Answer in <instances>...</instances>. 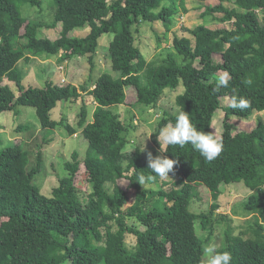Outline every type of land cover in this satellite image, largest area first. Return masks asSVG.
<instances>
[{"label": "trees", "instance_id": "1", "mask_svg": "<svg viewBox=\"0 0 264 264\" xmlns=\"http://www.w3.org/2000/svg\"><path fill=\"white\" fill-rule=\"evenodd\" d=\"M164 1L0 0V82L6 78L19 90L16 95L8 84H0V113H16L17 105L32 106L43 128L61 125L69 135L80 131L88 142L83 165L91 185L82 198L75 184L81 161L74 151L65 163L67 174L58 178L46 196L34 183L41 153L36 166L30 167L22 144L2 146L0 264H205L203 248L215 225L227 219L216 214L220 186L231 183H243L251 190L243 209L254 222L238 234L228 222L216 249L230 252L231 264H264V120L250 131L235 134L231 122L233 117L246 120L264 112V0H217L215 5L192 0L198 6L203 3L202 19L229 26L210 28L201 23L186 28L188 35L173 36L174 51L149 61L137 45L141 24L160 22L167 36L174 15L186 11V0ZM23 5L38 9L40 15H46V7L53 11L51 21L24 16ZM59 23L56 39L36 35L38 28ZM86 27L89 31L84 36H70L73 30ZM104 34L111 36L108 52L117 76L102 73L90 89L53 81L42 87L23 86L17 63L31 57L59 56L64 61L89 55L92 70ZM157 39L160 45L158 35ZM222 73L228 77V86L218 88ZM180 84L183 89L175 98L178 111L159 119L151 134L154 145L160 146L157 135L175 123L179 111L188 112L198 130L207 132L213 131V115L222 109V132L216 135L222 150L209 162L190 144L166 145L164 155L178 159V164L169 176L160 177L147 168L138 147L128 150L123 135L127 124L111 106L124 104L129 88L135 90L137 104L154 107L166 88ZM85 94L95 104L91 119L84 103L76 126L52 119L51 111L60 101H82ZM225 99L229 102L224 103ZM241 99L247 107H232ZM141 175L153 179L143 187L137 181ZM122 178L129 181L126 189L118 183ZM165 178H171L169 189L164 188L169 182ZM200 186L208 189L213 202L209 210L196 213L190 204ZM197 221L206 233L203 237L197 233ZM128 235L134 238L132 248L126 243Z\"/></svg>", "mask_w": 264, "mask_h": 264}, {"label": "rangeland", "instance_id": "2", "mask_svg": "<svg viewBox=\"0 0 264 264\" xmlns=\"http://www.w3.org/2000/svg\"><path fill=\"white\" fill-rule=\"evenodd\" d=\"M164 2H169L165 0ZM217 0H208L204 4L215 5ZM186 11H179L174 15L171 29L167 32L165 27L160 22L152 24H141L137 36V45L142 51L145 58L149 61L159 60L168 51H174L172 46V38L174 35H188L186 28H194L198 24L205 23L210 28L228 27V23H216L202 19L200 13L203 8L202 5L192 0H186ZM226 5L231 6L232 3L225 1ZM46 15H40V11L34 7L23 5L21 8L22 14L30 16L32 20L41 22H50L53 11H49L46 7ZM61 25L60 23L54 28L40 27L37 29L36 35L42 38H50L52 40L59 37ZM89 31V27L83 29H75L70 32V36L82 37ZM23 32V30H22ZM157 35L161 39L160 45L158 43ZM110 34H104L100 37L98 47L93 57L94 68L91 70L88 60L89 55L74 56L71 59L62 61L59 56H52L50 58L31 57L29 61L21 60L17 63V68L22 75V84L24 87L35 86L42 87L48 81H53L57 85H65L72 83L77 87L82 85L86 88H91L95 78L102 73H109L117 76V72L111 67L110 57L108 52V44L110 42ZM216 61H221L219 55H214ZM180 60V59H179ZM199 66L198 63H195ZM226 76V73H222ZM0 84H8L10 88L18 95L19 90L17 85L8 81L6 78ZM126 88L127 99L124 104L113 105L111 109L119 114L122 121L127 124V131L123 133L128 141V150H133L135 147L139 149L144 147L141 151V156L147 160L148 152L154 156L161 154L159 152L160 146L154 145L151 134L155 131L159 119L165 113L175 114L178 111L175 105L176 95L182 91L183 85L180 84L176 89L166 88L164 93L160 96L154 107H146L136 103V94L134 89ZM128 90V91H127ZM228 99L224 103H228ZM87 105L88 118H92L94 110V102L91 96L85 94L84 99L76 101H60L57 106L51 111V117L54 120H63L64 123H69L76 126L79 119L80 107L82 104ZM16 113L14 111H4L0 113V140L1 146L8 143H19L28 151L29 166L33 167L37 164L38 155H42V163L40 171L35 175L34 183L38 185L46 196L51 195L52 188L58 184V178L67 174L65 163L71 160L72 152H78L81 161L80 168L75 176V184L84 198V194L91 190V185L87 181L83 158L85 157L88 147L87 140L83 137L80 131L74 135H69L67 130L57 125L55 128H43L36 115L35 108L32 106L17 105ZM224 118V111L218 109L213 115L212 130L218 136L222 132V121ZM258 120H264V112H255L249 119L241 120L232 118L231 122L234 124L232 130L233 134L242 130L250 131L255 127ZM161 147L165 149L166 145L161 139ZM164 155V153H162ZM167 179V178H165ZM162 179L163 181H166ZM171 178H168L169 181ZM161 180V182H162ZM119 185L126 189L129 185L127 178L118 180ZM172 183V182H171ZM170 181L164 186L165 189L171 187ZM111 184H108L110 186ZM220 195L217 203L219 208L216 214H224L227 219L220 224L215 225L214 233L210 239L209 244H214L219 247L224 239V229L228 222L233 229L234 234L247 229L254 222L252 214L243 209V204L251 193V190L246 188L243 183H231L221 185ZM198 196L194 197L190 210L196 213L209 210L210 204L213 202L208 189L200 186ZM131 221H129L130 223ZM199 222H196V230L200 236H205L206 233L199 227ZM126 243L129 248L134 245V238L127 236ZM208 244V245H209ZM205 258V257H204ZM206 260V258H205Z\"/></svg>", "mask_w": 264, "mask_h": 264}, {"label": "clouds", "instance_id": "3", "mask_svg": "<svg viewBox=\"0 0 264 264\" xmlns=\"http://www.w3.org/2000/svg\"><path fill=\"white\" fill-rule=\"evenodd\" d=\"M228 86V77L221 76L218 88ZM232 107L245 108L247 103L240 100L234 103ZM161 139L165 145H179L184 147L190 144L198 151L207 161H213L222 150V140L217 137L213 131L198 130L192 123L188 112L181 110L176 114L175 123L161 128L157 140L160 145L161 154H147V168L157 176H169L174 171V165L178 164V159L169 158L162 153L167 152L161 147ZM145 145L140 150H144ZM153 179L152 176L145 177L141 175L138 178L139 184L143 187ZM202 255L206 258L205 264H231L232 255L228 251H218L214 244H209L203 248Z\"/></svg>", "mask_w": 264, "mask_h": 264}]
</instances>
